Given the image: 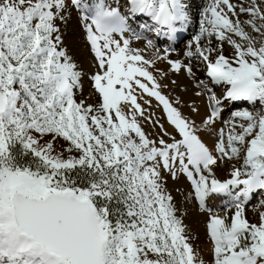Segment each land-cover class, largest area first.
<instances>
[{
    "label": "snow or ice",
    "instance_id": "6c2138e0",
    "mask_svg": "<svg viewBox=\"0 0 264 264\" xmlns=\"http://www.w3.org/2000/svg\"><path fill=\"white\" fill-rule=\"evenodd\" d=\"M0 264H264V0H0Z\"/></svg>",
    "mask_w": 264,
    "mask_h": 264
},
{
    "label": "bare ground",
    "instance_id": "6f19581e",
    "mask_svg": "<svg viewBox=\"0 0 264 264\" xmlns=\"http://www.w3.org/2000/svg\"><path fill=\"white\" fill-rule=\"evenodd\" d=\"M192 31V29H189V31L188 32H186V33H182V34H180V36H178V37H181V38H183V37H185V38H187V36L189 35V33ZM187 42V39H184L183 41H182V43H180V44H178V46H177V51H181L182 49H183V47H184V44ZM157 43L161 46V47H163V46H165L166 45V41H165V44L163 43V42H159V40L157 41ZM163 67V66H162ZM177 94H179V95H181L183 98H187V96H185V94H183V93H178L177 92Z\"/></svg>",
    "mask_w": 264,
    "mask_h": 264
},
{
    "label": "rangeland",
    "instance_id": "374dc122",
    "mask_svg": "<svg viewBox=\"0 0 264 264\" xmlns=\"http://www.w3.org/2000/svg\"><path fill=\"white\" fill-rule=\"evenodd\" d=\"M184 39H187V38H185V37H183V38L178 37V38H177V41H176V44L174 45V47H176V49H177L178 44L182 43V41H183ZM157 41H158V40H157ZM159 42H163V43L165 44V41H164V40H159Z\"/></svg>",
    "mask_w": 264,
    "mask_h": 264
}]
</instances>
